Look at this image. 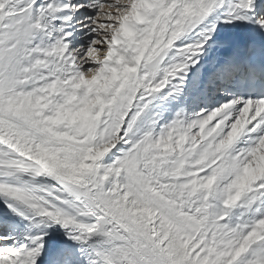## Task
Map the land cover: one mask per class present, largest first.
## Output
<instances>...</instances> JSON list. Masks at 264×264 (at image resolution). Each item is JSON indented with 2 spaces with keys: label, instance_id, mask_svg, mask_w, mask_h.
<instances>
[{
  "label": "snow or ice",
  "instance_id": "obj_1",
  "mask_svg": "<svg viewBox=\"0 0 264 264\" xmlns=\"http://www.w3.org/2000/svg\"><path fill=\"white\" fill-rule=\"evenodd\" d=\"M0 264H264V0H0Z\"/></svg>",
  "mask_w": 264,
  "mask_h": 264
}]
</instances>
